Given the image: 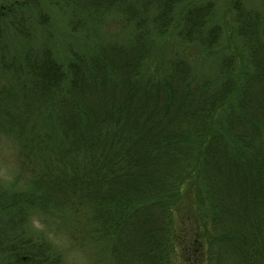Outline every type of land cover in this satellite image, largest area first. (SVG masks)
<instances>
[{"label":"trees","instance_id":"1","mask_svg":"<svg viewBox=\"0 0 264 264\" xmlns=\"http://www.w3.org/2000/svg\"><path fill=\"white\" fill-rule=\"evenodd\" d=\"M57 5L63 38L47 24L27 45L30 28H12L19 65L0 29V132L28 173L13 199L0 187L1 213L82 224L113 264H264V15L241 0L217 18L213 0ZM8 238L7 264H65L57 246Z\"/></svg>","mask_w":264,"mask_h":264},{"label":"rangeland","instance_id":"2","mask_svg":"<svg viewBox=\"0 0 264 264\" xmlns=\"http://www.w3.org/2000/svg\"><path fill=\"white\" fill-rule=\"evenodd\" d=\"M18 1V2H17ZM22 0H0L1 7H10L9 14L6 15L2 22H0L1 32L5 33V39L8 37V55L12 57L14 63L19 65V47L22 46L21 40L14 35L12 28L22 26V29L30 28V35L27 38H34L27 43L31 42L40 43L42 39V27L43 25H52L53 34L56 37L63 38L65 36L66 16L65 8H61L57 5V0H25L24 6H19L17 3ZM216 9V18L223 13L228 0H213ZM242 4L246 8L255 9L260 14L264 15V0H241ZM224 16V13H223ZM228 16L220 19L225 26L230 23ZM14 21V22H10ZM120 17L108 15L104 21V26L96 29L95 34L98 37L102 36L105 29L111 30L114 25L117 26V21ZM50 29V28H48ZM17 30V29H16ZM20 30V29H19ZM102 34V35H101ZM21 35L26 36L24 32ZM104 37V35H103ZM61 41L62 39H58ZM67 40V39H66ZM39 41V42H38ZM57 41V38L55 42ZM69 40L65 41L68 42ZM44 42V41H43ZM35 46V44H32ZM6 56V55H5ZM7 57V56H6ZM22 57V56H21ZM212 57L200 63V69L203 71L208 69V65L211 62ZM197 69H199L197 67ZM3 70L0 68V84H9L11 79L3 75ZM2 76V77H1ZM21 101V100H20ZM20 147L16 143V140L11 136L0 132V187L3 192L12 195H6L3 193V197L0 200L13 199L15 192L21 190H27L28 173L23 172L20 159ZM18 177V178H17ZM20 177V178H19ZM16 178V179H15ZM20 179V180H19ZM6 200V201H7ZM183 204V203H182ZM180 203L178 204L179 207ZM177 207V209H178ZM1 208V207H0ZM23 211V217L17 220L15 217L11 219V214L8 212L1 213L0 211V238L3 240L1 246L7 250V246L13 242L8 236L17 235L20 232H24L29 239L33 241H39L43 244L57 246L63 253V259L65 264H113L108 255L101 251L97 246L91 242L87 237V229L82 224L72 226L71 221L64 219H58L56 216L50 213H44L39 210L25 208ZM178 212V210H176ZM177 214V213H176ZM175 214V219L178 220V216ZM46 245V246H47ZM174 264L179 263V256L177 253L171 260ZM0 264H7L5 256L0 254Z\"/></svg>","mask_w":264,"mask_h":264}]
</instances>
